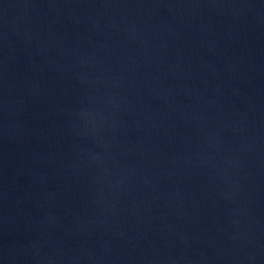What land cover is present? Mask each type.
Returning a JSON list of instances; mask_svg holds the SVG:
<instances>
[{"label": "water", "instance_id": "1", "mask_svg": "<svg viewBox=\"0 0 264 264\" xmlns=\"http://www.w3.org/2000/svg\"><path fill=\"white\" fill-rule=\"evenodd\" d=\"M0 264H264V0H0Z\"/></svg>", "mask_w": 264, "mask_h": 264}]
</instances>
